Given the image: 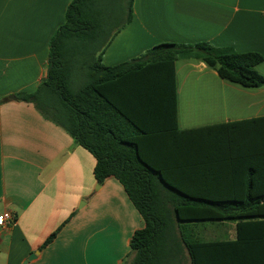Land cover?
I'll return each instance as SVG.
<instances>
[{
  "label": "crops",
  "instance_id": "obj_1",
  "mask_svg": "<svg viewBox=\"0 0 264 264\" xmlns=\"http://www.w3.org/2000/svg\"><path fill=\"white\" fill-rule=\"evenodd\" d=\"M71 2L0 0V215L15 218L0 228V264H23L33 253L28 264H125L133 235L145 226L121 183L110 177L99 187L95 157L17 97L46 81L50 42ZM200 43L264 56V0H133L132 20L102 63L116 66L161 44ZM175 68L180 129L264 117V86L224 80L197 59L177 60ZM257 70L264 76V62ZM218 171L216 202L239 204L232 196L247 187L238 178L244 171ZM239 221L195 223L179 232L202 242L238 241L227 255L264 264V224L238 233Z\"/></svg>",
  "mask_w": 264,
  "mask_h": 264
},
{
  "label": "trees",
  "instance_id": "obj_2",
  "mask_svg": "<svg viewBox=\"0 0 264 264\" xmlns=\"http://www.w3.org/2000/svg\"><path fill=\"white\" fill-rule=\"evenodd\" d=\"M132 16L133 0H72L50 42L46 81L17 97L95 157L100 185L113 177L123 186L145 221L125 264H253L225 253L238 241L202 242L179 229L239 219L241 233L245 225L264 224L257 221L264 219V117L180 129L175 63L197 59L224 80L260 88L264 56L208 43L161 44L105 66L104 52ZM227 166L243 170L238 178L247 185L232 196L240 202L235 206L214 197L218 169Z\"/></svg>",
  "mask_w": 264,
  "mask_h": 264
},
{
  "label": "built area",
  "instance_id": "obj_3",
  "mask_svg": "<svg viewBox=\"0 0 264 264\" xmlns=\"http://www.w3.org/2000/svg\"><path fill=\"white\" fill-rule=\"evenodd\" d=\"M15 223V218L10 212L0 215V228H6Z\"/></svg>",
  "mask_w": 264,
  "mask_h": 264
},
{
  "label": "water",
  "instance_id": "obj_4",
  "mask_svg": "<svg viewBox=\"0 0 264 264\" xmlns=\"http://www.w3.org/2000/svg\"><path fill=\"white\" fill-rule=\"evenodd\" d=\"M99 187H100V184H99ZM36 256H37L36 253L31 254L30 257L23 264H28L30 261L34 260Z\"/></svg>",
  "mask_w": 264,
  "mask_h": 264
}]
</instances>
